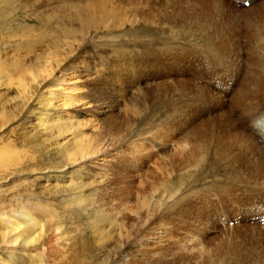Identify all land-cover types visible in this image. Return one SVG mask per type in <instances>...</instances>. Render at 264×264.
Listing matches in <instances>:
<instances>
[{"label": "rangeland", "instance_id": "obj_1", "mask_svg": "<svg viewBox=\"0 0 264 264\" xmlns=\"http://www.w3.org/2000/svg\"><path fill=\"white\" fill-rule=\"evenodd\" d=\"M146 1L148 5L141 11L145 14L138 19L141 22L147 17L154 22L152 24L169 28L184 24L183 15L176 13L186 0ZM224 1L233 9H248L236 6L230 0ZM252 5L264 6V0H250ZM232 12L237 16L233 24L237 25L243 19L236 10ZM15 15L17 20H24L19 22L38 25L33 17L25 18L21 11ZM139 55L127 53L123 63L119 64L123 71L119 76L121 83L123 86L131 83V91L110 97L102 89L99 95V98H105L111 113L101 117L91 113L79 117L80 122L89 124L91 121L92 127L96 128L95 133L84 129L82 132L86 135L83 137L100 141L107 156L113 148L121 157L123 153L134 156L133 163L125 165L123 160L117 159L107 170L67 165L64 156L71 145L65 143L71 144L72 136L58 137V127L53 131H44L41 127L42 121L47 125L58 123L62 126L64 118H59L52 108H45L44 113L38 110L41 105L32 98L38 94L36 91L29 92L24 103L16 86L0 87V151L11 159L0 162V264H264V225L261 224L264 221V181L245 180L243 185L236 182L239 190L227 196L224 202L228 203L209 205V218L196 221L195 226L177 217L166 204L156 202L160 198L154 192H151L153 195L147 192L151 191L150 183L159 177L157 172L168 170L166 167L180 153L179 146L187 138L194 139L192 132L202 121L212 119L216 131L224 130L227 122L234 123L239 129L245 127L243 122L247 115L240 119V112L236 115L229 109L238 90L236 84L244 73V54L239 58L231 56L228 59L226 56L224 62L208 63L212 65L208 67L202 62L195 65V60H187L191 72L188 78L205 88L202 90L205 102L197 107L182 102L177 112L174 110V117L171 113L159 125L151 124L149 139L123 147L128 133L117 135L121 141L114 142L110 130L114 125L129 129L124 117L130 115H124L122 105L127 106V110L134 107L138 112L131 121L145 119L147 109L158 98L157 82L163 79L156 76L153 58ZM117 57L112 55V61H118ZM202 75L204 79H201ZM234 76L239 80L231 85L229 79ZM216 85L222 89L223 85L228 87L216 92L213 91ZM145 97L146 104L142 107ZM221 113L228 116L219 118ZM60 119L62 121L58 122ZM176 164L177 160L172 165ZM164 173L166 176V171ZM136 195L145 198L149 208L156 212L148 216L145 213L142 217L145 219L138 220L135 213L142 214L145 209L138 210L141 206L136 205L139 201ZM192 227L197 229L194 234ZM123 228L129 232L128 239L120 235L119 229ZM186 233L194 236L192 243L184 239Z\"/></svg>", "mask_w": 264, "mask_h": 264}, {"label": "bare ground", "instance_id": "obj_2", "mask_svg": "<svg viewBox=\"0 0 264 264\" xmlns=\"http://www.w3.org/2000/svg\"><path fill=\"white\" fill-rule=\"evenodd\" d=\"M241 1L249 2L250 6V0ZM147 5L146 0H0V87L16 86L24 103L29 92L36 91L38 94L32 98L41 105L38 110L44 113L45 108H52L58 112L59 118H64L60 123L62 126L56 122L51 126L42 121L41 127L44 131L58 127V137L72 136L71 144L65 143L71 145V149L65 151L67 165L111 169L117 159L126 165L133 163L134 156L123 153L121 157L114 148L107 151V156L100 141L83 137L86 135L82 132L84 129L95 133L96 128L92 127L91 121L89 124L80 122L79 117L90 113L101 117L111 113L105 98H99L102 89L110 97L131 91L132 79H128L130 84L123 86L119 78L123 75L119 64L123 63L127 53L153 58L156 76L163 79L157 82L158 98L152 106L148 105L145 119L131 121L139 115L138 112L134 107L127 110V106L122 105L124 115H130L124 117L129 129L109 126L114 142L121 141L117 135L128 133L123 147L149 139L151 124L156 122L159 125L171 113L174 117V110L177 112L182 102L195 107L205 102L202 92L205 88L188 78L191 72L187 60H195V65L202 62L208 67L212 66L208 63L224 62L226 56L228 59L231 56L239 58L244 54L243 76L240 80L235 76L229 79L231 85L239 80L229 109L236 115L240 112V119L247 115L243 122L245 127L239 129L234 123L227 122L224 130L216 131L212 119L202 121L201 126L192 132L194 139L187 138L179 146L178 158L176 155L169 168L166 167L168 170L157 172L159 177L150 183L151 191H147L160 198L156 202L166 204L177 217L195 226L196 221L209 218V205L228 203L224 202L227 196L239 190L236 182L243 185L245 180L264 181V145L258 130L264 122V6L233 9L224 0H186L176 13L183 15L184 24L169 28L154 25L147 17L143 22L138 20L144 16L141 11ZM232 10L243 19H239L241 23L233 24L237 16ZM17 11H21L25 18L33 17L38 25L19 22L22 19H16ZM112 55L118 56V61L113 62ZM109 83L113 85L109 86ZM228 85H223L222 90ZM225 115L228 116L221 113L219 118H225ZM112 144L111 140L110 147ZM5 160L11 159L0 151V162ZM176 160L177 164L172 165ZM250 177L254 178L248 180ZM139 195H136L139 200L136 205L141 206L139 211L143 208L145 211L143 209L142 214L136 212L135 216L142 220L145 213L148 216L156 211L151 210L146 199ZM119 230L122 238L128 239V230ZM196 230L192 227L193 234ZM191 235L186 233L184 236L189 243L194 239Z\"/></svg>", "mask_w": 264, "mask_h": 264}]
</instances>
